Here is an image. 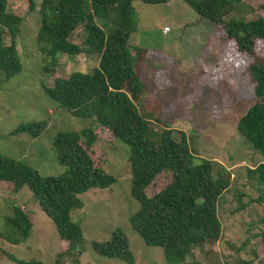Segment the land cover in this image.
Masks as SVG:
<instances>
[{
	"label": "rangeland",
	"instance_id": "obj_1",
	"mask_svg": "<svg viewBox=\"0 0 264 264\" xmlns=\"http://www.w3.org/2000/svg\"><path fill=\"white\" fill-rule=\"evenodd\" d=\"M32 1L35 6L29 10L28 0H6L7 11L21 20L15 44L21 70L6 81L0 72V155L24 164L39 176H57L63 168L57 163L54 136L92 127L95 141L87 153L94 167L111 175L115 183L79 196L82 208L72 212L70 218L80 227L83 252L78 257L59 258L64 245L59 244L54 228L31 194L25 188L14 193L11 184L0 182V235L8 240L0 239V264H14L7 255L38 264H74V259L77 264H122L90 249L91 242L107 241L115 229L126 237L133 264H165L161 249L145 246L128 223L138 209L129 192V147L92 121L73 118L59 109L41 89L72 72L91 73L98 56L62 55L52 65L35 42L40 0ZM262 2L233 3L225 20L264 17ZM131 7L136 31L127 44L132 47L129 51L133 65L137 64V51L147 52L141 67L136 68L143 75V88L134 105L151 130L148 138L155 140L156 134L166 129L177 141L182 132L192 154L211 162L212 176L223 170L227 178L228 187L216 204L219 239L195 248L185 262L264 264V204L257 201L264 198V187L259 192L254 181L245 177V168H254L263 159L246 146L235 128L240 116L255 101L247 73L251 58L237 53L233 41L226 40L221 28L197 17L180 0H165L162 5L133 0ZM95 22L98 26L103 23ZM162 28L168 31L163 33ZM84 38L82 27H78L70 42L83 48ZM2 39L7 45L6 33H2ZM255 53L264 56L259 42ZM39 122H45V128L34 139L26 134L11 135L18 125ZM168 177L169 173H160L152 184L165 185ZM151 185L148 193L157 189ZM14 207L20 208L31 223L28 238L18 244L10 241L18 240L20 234L4 220L12 215Z\"/></svg>",
	"mask_w": 264,
	"mask_h": 264
},
{
	"label": "trees",
	"instance_id": "obj_2",
	"mask_svg": "<svg viewBox=\"0 0 264 264\" xmlns=\"http://www.w3.org/2000/svg\"><path fill=\"white\" fill-rule=\"evenodd\" d=\"M132 1L40 0L35 42L52 65L62 55L98 56L91 73L72 72L66 78H56L51 87L41 89L59 109L73 118L92 121L129 147V192L138 205L137 211L129 217V226L145 246L161 249L165 264H187L185 259L195 248L219 239L216 204L228 187L227 178L223 170L212 176L211 162L192 154L182 132L177 141L166 129L156 134L155 140L148 138L151 130L134 105L143 88V75L136 68L141 67L143 54L147 52L137 51V66L133 65L129 51L132 47L127 44L129 36L136 31ZM134 1L165 4V0ZM180 1L197 17L221 28L226 40L233 41L237 53L251 58L247 73L255 101L240 116L235 128L246 146L263 159L254 168H245L246 179L254 181L257 188H263L264 56L256 55L255 46L259 42L264 50V17L249 21L225 20L232 4L240 0ZM34 6V2L28 0V9ZM260 8L264 10V0ZM96 20L103 22L101 26ZM20 23L18 17L7 11L6 0H0V72L5 81L21 70L15 47ZM78 27L85 33L83 48L70 42ZM2 33L8 37L7 45L3 44ZM44 128L45 122L21 124L11 135L26 134L34 139ZM94 141L92 127L76 133H57L52 144L57 163L63 168L57 176H39L24 164L0 155V182L11 184L14 193L25 188L31 194L33 202L54 228L59 244L64 245L59 258L78 257L83 252L80 227L70 218L72 212L82 208L79 196L115 183L111 175L94 167L87 153ZM160 173H169L168 182L153 185ZM151 184L157 189L148 193ZM257 201L264 204L262 196ZM4 220L20 234L18 240L10 241L12 244L28 238L31 223L20 208L14 207L12 215ZM261 221L264 224V217ZM0 239L6 238L0 235ZM90 249L102 258L133 264L127 239L119 229L112 231L107 241L91 242ZM7 259L14 264H38L22 262L10 255ZM72 262L77 264L76 259Z\"/></svg>",
	"mask_w": 264,
	"mask_h": 264
},
{
	"label": "built area",
	"instance_id": "obj_3",
	"mask_svg": "<svg viewBox=\"0 0 264 264\" xmlns=\"http://www.w3.org/2000/svg\"><path fill=\"white\" fill-rule=\"evenodd\" d=\"M164 29V30H163ZM168 31V29L167 28H162V32L163 33H166Z\"/></svg>",
	"mask_w": 264,
	"mask_h": 264
}]
</instances>
